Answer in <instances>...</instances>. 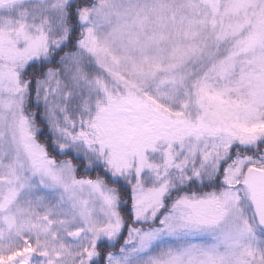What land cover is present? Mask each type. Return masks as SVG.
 Listing matches in <instances>:
<instances>
[{
	"label": "snow or ice",
	"instance_id": "1",
	"mask_svg": "<svg viewBox=\"0 0 264 264\" xmlns=\"http://www.w3.org/2000/svg\"><path fill=\"white\" fill-rule=\"evenodd\" d=\"M0 264H264V0H0Z\"/></svg>",
	"mask_w": 264,
	"mask_h": 264
}]
</instances>
